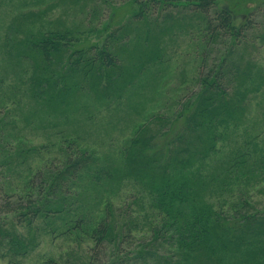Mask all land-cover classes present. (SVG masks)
<instances>
[{
    "label": "trees",
    "instance_id": "16d2710c",
    "mask_svg": "<svg viewBox=\"0 0 264 264\" xmlns=\"http://www.w3.org/2000/svg\"><path fill=\"white\" fill-rule=\"evenodd\" d=\"M134 3L136 19L150 5L203 16L207 44L218 54L212 57L213 49H205L197 88L176 100L172 115L155 113L137 125L115 159L79 146L76 139L36 148L55 154L6 193L14 201L6 199L3 210L13 213L18 225L41 219L50 233L88 242V259L73 264H264V210L251 201V189L264 180V146L258 149L260 135L249 139L240 125L247 93L233 94L251 25L247 19L236 24L226 7H217L218 0ZM211 10L214 24L205 18ZM71 35L50 31L27 43L47 61L50 51L73 41ZM98 59L106 68L120 69L109 49L102 48ZM241 130L247 133L242 140ZM110 180L121 184L106 187ZM124 181L136 188L127 195L140 201L134 210L127 201L116 204ZM90 186L100 188L96 196L88 194ZM7 219L0 221V242L6 240V254L24 257L33 243L8 230Z\"/></svg>",
    "mask_w": 264,
    "mask_h": 264
},
{
    "label": "rangeland",
    "instance_id": "374dc122",
    "mask_svg": "<svg viewBox=\"0 0 264 264\" xmlns=\"http://www.w3.org/2000/svg\"><path fill=\"white\" fill-rule=\"evenodd\" d=\"M0 2V221L8 218L6 228L33 243L19 258L6 254V240H1L0 264H13V259L23 264H73L77 258L88 259V242L76 244L50 233L41 219L18 225L11 219L13 213L3 210L6 199L14 201L6 193L42 165L43 158L55 154L53 149L47 153L48 148L37 151L44 144L76 139L107 160L117 158L137 125L155 113L172 115L176 100L197 88L202 55L213 46L207 44L203 16L175 6L150 5L136 19L134 0ZM217 5L231 12L236 24L247 19L251 25L240 49L243 74L233 94L249 97L240 125L252 135L249 139L260 135L255 141L259 149L264 146V0H218ZM209 12L205 18L214 24V12ZM56 30H68L73 41L50 51L46 61L27 42ZM102 48L116 58L119 70L100 63ZM246 135L241 130L238 139ZM111 181L106 187L121 184ZM88 183L81 185L86 188ZM123 184L116 204L127 201L134 210L140 201L127 195L136 188ZM92 187L87 193L96 196L100 188ZM251 192L252 203L264 210V180Z\"/></svg>",
    "mask_w": 264,
    "mask_h": 264
}]
</instances>
